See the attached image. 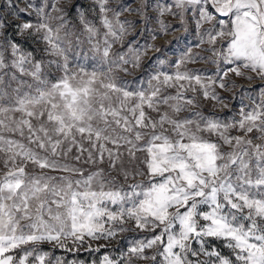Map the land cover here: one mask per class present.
Segmentation results:
<instances>
[{
  "label": "snow or ice",
  "instance_id": "snow-or-ice-1",
  "mask_svg": "<svg viewBox=\"0 0 264 264\" xmlns=\"http://www.w3.org/2000/svg\"><path fill=\"white\" fill-rule=\"evenodd\" d=\"M23 3L0 16V264H264V0Z\"/></svg>",
  "mask_w": 264,
  "mask_h": 264
},
{
  "label": "rangeland",
  "instance_id": "rangeland-1",
  "mask_svg": "<svg viewBox=\"0 0 264 264\" xmlns=\"http://www.w3.org/2000/svg\"><path fill=\"white\" fill-rule=\"evenodd\" d=\"M81 3H86L87 0H80ZM16 3L19 7H23L24 3L23 0H16ZM7 0H0V16H6L7 20L9 22L13 21V16L10 14L11 9H9L7 6ZM115 5V0H113V6ZM125 16H127L128 18H134V16H129L127 13H125ZM173 24H175L178 27V22L169 17L168 18ZM9 33H11V28H9ZM175 36L181 37V39L178 42H173V44L168 48V51L171 53L173 51L178 52L179 50L183 49L185 46H190L191 44L195 43V34L194 32L190 31L189 33H184L183 30L175 32L174 33ZM166 39H172L171 36L166 37ZM158 43L163 44L164 40H160L158 41ZM190 67L193 68H202L204 67V65L202 64H197V65H190ZM238 83H240L238 81ZM235 104H238V101L234 102ZM205 111H207V108L205 109ZM227 111V110H225ZM223 114V113H222ZM111 247V246H110ZM43 250L48 251L50 249V245L48 244H44L42 245ZM55 255L57 256H64L67 259H73L74 256L71 253H66L60 249L55 250ZM78 256L79 259L88 261L89 259H91V257L89 256L88 253L84 252L83 250H81L78 254H76ZM95 255H100V254H95Z\"/></svg>",
  "mask_w": 264,
  "mask_h": 264
}]
</instances>
